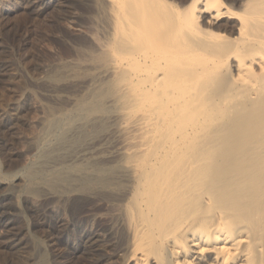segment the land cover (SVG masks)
Returning <instances> with one entry per match:
<instances>
[{
    "label": "bare ground",
    "instance_id": "obj_1",
    "mask_svg": "<svg viewBox=\"0 0 264 264\" xmlns=\"http://www.w3.org/2000/svg\"><path fill=\"white\" fill-rule=\"evenodd\" d=\"M106 2L112 35L106 72L121 96L105 98L104 115L79 107L58 123L54 132H64L57 151L71 150L62 161L68 166L48 161L30 172L25 188L45 194L26 200L27 208L45 215V198L123 207L112 212L106 235L102 227L82 235L103 264H111L104 240L118 233L134 264H264V0L240 5L245 16L231 27L240 39L236 50L218 46L203 27L229 13L222 0H191L182 8L168 0ZM97 118L111 128L96 134ZM44 136L43 146L59 141ZM12 182L0 195V225L7 228L11 213L3 202L15 197ZM2 238L8 249L19 246L17 234Z\"/></svg>",
    "mask_w": 264,
    "mask_h": 264
},
{
    "label": "rangeland",
    "instance_id": "obj_2",
    "mask_svg": "<svg viewBox=\"0 0 264 264\" xmlns=\"http://www.w3.org/2000/svg\"><path fill=\"white\" fill-rule=\"evenodd\" d=\"M168 1L182 8L191 0ZM245 1L222 0V10L229 13L203 22V27L219 38L215 39L218 46L227 42L229 48L237 49L240 39H236L238 34L231 27L245 16L240 6ZM109 18L106 0H0V175L5 181L0 195L8 188L6 183L13 180L11 185L15 184V197H6L3 202L11 214L8 228L0 225V264H40L42 255V264L105 263L97 262L91 253L94 246H86L82 235H94L101 227L106 235L112 212L122 213L123 207L113 211L109 202L98 204L94 198H71L64 204L45 198L40 200L45 213L42 216L30 211L26 200L40 199L45 190L39 188L41 191L33 194L25 184L30 172H37L48 161L66 163L62 161L71 150L57 151L64 129L54 132L56 126L65 118L70 120L79 107L91 116L104 115L108 110L105 98L121 96L106 72L112 61ZM226 68L236 75L235 67ZM93 127L96 134L111 128L104 118H97ZM46 134L55 135V143L59 140L54 147L43 146ZM51 150L54 152L49 153ZM7 234L20 238L16 250L6 248L2 237ZM106 240L103 253L111 264H134L128 250L121 248L123 239L119 233L113 242ZM111 252L114 254L110 256Z\"/></svg>",
    "mask_w": 264,
    "mask_h": 264
}]
</instances>
